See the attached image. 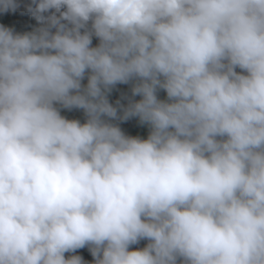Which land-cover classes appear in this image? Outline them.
<instances>
[{
    "label": "clouds",
    "instance_id": "obj_1",
    "mask_svg": "<svg viewBox=\"0 0 264 264\" xmlns=\"http://www.w3.org/2000/svg\"><path fill=\"white\" fill-rule=\"evenodd\" d=\"M33 4L0 25V264H264V0Z\"/></svg>",
    "mask_w": 264,
    "mask_h": 264
},
{
    "label": "trees",
    "instance_id": "obj_2",
    "mask_svg": "<svg viewBox=\"0 0 264 264\" xmlns=\"http://www.w3.org/2000/svg\"><path fill=\"white\" fill-rule=\"evenodd\" d=\"M16 2L19 7L14 12L11 10L7 12H0V25L12 29L15 34L31 33L43 26L33 17L32 13L28 10L29 7H35V5L33 4V0H16ZM63 10L66 9H62V11ZM53 13H55L54 9L50 10L47 13H44V15L47 17L52 15ZM56 15L59 16V13H56ZM62 22L66 23L64 21ZM90 26L91 24L89 23V27ZM55 31L56 29L53 28L52 32L54 33ZM98 44L99 39L93 36L92 47L98 46ZM236 71L241 72V69L237 68ZM87 75L88 73H86L85 79L82 81L83 87L87 86ZM117 85H119L120 88L113 92L110 96H108V100L113 107L117 108L118 117H121L124 114V109L128 108V106L132 103L139 102L142 99V96L133 95L132 81L128 84ZM56 107L60 110L61 115L68 120H79L82 124L87 120V116L83 109H65L60 104H57ZM104 119L108 120L110 123L118 125L128 136L140 137L142 139L148 138V135L144 132V124L140 122L138 117H131L128 120L110 119L108 117H104ZM148 243L149 241L146 239L141 240L138 244L132 245L130 250L142 249L147 246ZM73 255L81 256L84 264H95V259L91 254L89 246L77 249L75 252L65 253L66 258H70Z\"/></svg>",
    "mask_w": 264,
    "mask_h": 264
},
{
    "label": "rangeland",
    "instance_id": "obj_3",
    "mask_svg": "<svg viewBox=\"0 0 264 264\" xmlns=\"http://www.w3.org/2000/svg\"><path fill=\"white\" fill-rule=\"evenodd\" d=\"M135 83H136V81H132L133 86H134ZM119 88H120L119 85H116L115 87H113L112 90H111V92L108 93V96H110L113 92H115ZM157 95H158V98L160 100H166L167 99V94H166V92L164 90H159L158 93H157ZM144 132L147 135H149V133H150V128H149V126L147 124H144Z\"/></svg>",
    "mask_w": 264,
    "mask_h": 264
}]
</instances>
